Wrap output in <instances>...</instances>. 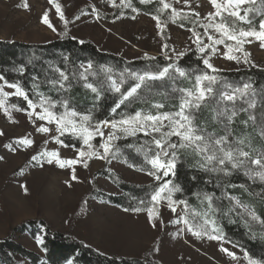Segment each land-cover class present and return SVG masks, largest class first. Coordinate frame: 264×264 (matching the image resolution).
Instances as JSON below:
<instances>
[{"label": "snow or ice", "instance_id": "obj_1", "mask_svg": "<svg viewBox=\"0 0 264 264\" xmlns=\"http://www.w3.org/2000/svg\"><path fill=\"white\" fill-rule=\"evenodd\" d=\"M154 2L155 12L148 14L155 21L161 39H167L165 32L169 23H178L179 27L190 33L189 48L177 51L174 47L170 49L165 42L161 46V53L168 63L149 66L140 72L116 70L104 65L97 69L92 61H88L81 63L79 69L71 73V78L65 71L55 68L53 71L58 75L43 82L57 93H61L68 92L73 82L82 81V87L93 94L94 102L99 101L105 92L116 94L117 98L111 108V119L95 120L92 110L80 112L71 107L66 97L54 99L46 95L40 91L41 82L38 77H32L30 88H26L18 80L9 81L3 74H0V111L11 122H15L11 116L13 110L24 112L36 132L49 136L58 147L52 150L44 148L32 155L31 160L40 168L47 164L60 169H71V181H78L77 166L88 169L93 160L111 164L113 160L120 159L117 141L130 137H145L143 142L135 146L136 152L142 155L145 166H128L151 177L155 186L147 199L140 200L136 207L125 208L124 211L145 213L148 226L156 229L158 225L164 224L162 208L166 207L176 214L177 208L180 207V214L171 221L173 225L183 226L178 231L187 232L198 241L218 242L219 251L233 264H241V261L244 264H264V258L250 255L242 245L228 240L224 231L223 221L226 220L229 224L242 226L250 239L264 242V218L257 213L255 207L227 191L219 197L215 193H195L199 204L193 206L187 199L177 198V193H182L183 189L170 179L175 176L178 163L187 158L195 171L215 175L218 179L239 174L252 184L264 188V147L257 149L249 137L232 139L228 129V125L233 123L238 115L237 101L246 102L248 108L256 107L253 99L257 94L256 89L251 82L240 86L230 83L220 75L221 69L212 63L214 56H220L237 64L257 67L251 61V53L245 46L257 43L264 49V0H208L212 11L204 16L195 10H178L173 7L171 0H139L142 5ZM176 2L179 3L180 0ZM47 3L55 9L56 16L64 26L63 36L68 35L69 24L80 20L81 16L91 15L97 21L101 19L95 6H92L90 12H82L81 16H76L70 21L58 0H47ZM109 4L113 8L130 9L137 15L140 11L133 6L132 0H120L119 5L116 0H109ZM184 5L190 6V0H184ZM22 7L25 11L31 10L28 0H24ZM49 12L50 9L42 13L40 22L57 33ZM257 17L260 19L257 20ZM120 18V15L116 16V19ZM135 18V15L132 16V19ZM245 25L247 27H244ZM219 46H223L222 49ZM190 50H194L203 65V68L195 73L186 71L179 63ZM144 58L156 59L147 54ZM64 59L67 61L68 57ZM16 71L20 76L25 73L24 67H19ZM181 79L189 81L190 87L174 86L176 81ZM169 81L173 86L166 98L176 100L177 104L174 111H161L165 104L152 102L154 89L158 88V82L164 84ZM5 88L12 91H5ZM155 94L164 95L159 91ZM13 97L22 100L24 106L15 102L10 104L9 101ZM137 101H142L147 105V109L126 111L129 105ZM210 104L215 106L214 119L225 124L223 135L210 132L197 122V113ZM239 111L247 109L240 108ZM249 119L255 120V117L249 115ZM53 132L55 135H52ZM3 135L5 134L0 132V136ZM260 136L264 138V126H261ZM63 137L72 138L78 144H68ZM44 143L47 145L49 139ZM14 144L15 149L12 145L6 147L10 151L28 150L34 146L35 141L25 135L16 138ZM69 147L75 150L76 156L71 159L62 158L60 149ZM71 186L69 182L68 187ZM218 186L250 191L245 184H234L227 179ZM21 187L27 195V186L22 184ZM261 195L264 198V193ZM223 200H227L228 204L224 205ZM45 231L42 228L41 234L35 237L40 246L44 245ZM225 244L238 248L242 256L224 247ZM67 264H73V261L68 260Z\"/></svg>", "mask_w": 264, "mask_h": 264}, {"label": "rangeland", "instance_id": "obj_2", "mask_svg": "<svg viewBox=\"0 0 264 264\" xmlns=\"http://www.w3.org/2000/svg\"><path fill=\"white\" fill-rule=\"evenodd\" d=\"M58 2L70 21L76 16H81L82 12H90L92 6H95L100 12L101 19L97 21L91 15L81 16L80 20L69 24L67 36L79 41H91L100 51L123 58L127 62L144 58L145 54L150 57L161 56V46L165 42L170 49L174 47L177 51H183L190 46L188 39L190 33L179 27L178 23L167 25L165 32L167 39L162 40L151 17L140 12L137 15L130 9L113 8L109 0H58ZM119 2L120 0H116L117 5ZM171 2L178 10L185 12L195 10L201 16L212 11L208 0H190V6L187 7L184 5V0H180L179 3L176 0ZM23 3L24 0H0L1 41L46 44L64 37L62 35L65 31L64 26L47 0H28L30 11L23 9ZM49 9V16L58 30L57 33L40 22L42 13ZM117 15L121 18L116 19ZM134 15L136 18L132 19ZM259 19L260 17H257V20ZM219 47L222 49L223 46ZM245 47L251 53L250 59L257 66L256 68L264 69V49L257 43ZM192 48L194 49V46ZM212 63L221 69V72L240 71L251 67L225 60L220 56H214ZM5 91L12 90L5 88ZM237 104L247 105L244 101H237ZM11 116L12 121L15 122L9 121L0 111V132L5 134L0 136V157H2L0 159V239L9 237L13 229L21 224L36 220L45 221L52 231L66 233L108 256L141 258L149 255L160 264H233L224 253L219 251L218 242L198 241L187 232L178 231L183 226L173 225L171 221L180 214V207L177 208L176 214L166 207L162 208L164 224L152 229L147 224L145 213L125 212L120 207L100 202L92 196L93 191L112 196L122 195L119 188L109 179L102 176L95 177L101 170L116 174L129 184L141 186L155 183L151 177L129 167V163L122 160V155L127 151L134 159L136 168L144 167L143 157L135 148L124 151L121 149L120 159L113 160L111 164L93 160L88 169L77 166L78 181H71V169H60L55 165L47 164L43 168L34 165L31 160L32 155L44 148L52 150L58 146L49 136L36 132L24 112L13 110ZM25 135L34 139L35 144L32 148L10 151L6 147L12 145L15 149L16 138ZM52 135L55 133L53 132ZM46 139H49L47 145L44 143ZM125 140L117 141L116 146L123 145ZM140 141L143 142V139ZM60 153L65 159L76 156L75 150L71 147L61 148ZM243 178L246 180L245 177ZM69 182L72 184L71 187H68ZM22 184L28 188L27 195L21 187ZM38 229L41 231L42 226L39 225ZM15 239L28 250L43 255L41 246L30 233L17 232ZM224 247L242 256L240 250L232 248L231 244H225ZM24 261L26 260L19 259L18 264ZM241 264L244 262L241 261Z\"/></svg>", "mask_w": 264, "mask_h": 264}, {"label": "trees", "instance_id": "obj_3", "mask_svg": "<svg viewBox=\"0 0 264 264\" xmlns=\"http://www.w3.org/2000/svg\"><path fill=\"white\" fill-rule=\"evenodd\" d=\"M134 7L138 8L140 13L151 17L148 13L155 12L156 3L142 5L139 0H132ZM167 15V13H165ZM244 27H247L246 25ZM185 29V28H184ZM68 57L67 61L64 59ZM155 60H146L141 58L132 62H127L123 58L113 54L102 52L91 41H81L73 39L70 36H64L55 41L46 44H26L22 42H8L0 40V74L5 75L9 81H19L21 84L30 88L32 77H38L41 82L40 91L46 95H50L54 99L66 97L70 101L71 107L80 112L92 110L95 120L111 119V108L114 106L116 94L105 92L99 101L94 102L93 94L82 87L83 82H73L68 92L57 93L50 85L43 83L46 79L55 78L58 74L53 71L55 68H60L69 74L74 70L79 69L81 63L92 61L93 64L99 66H111L116 70L128 69L131 71H143L149 66L164 65L168 63L164 56H157ZM180 66L190 73L198 72L203 68L202 63L197 58L194 50L180 60ZM24 67L25 73L20 76L16 69ZM220 75L227 79L230 83L240 86L246 82H251L256 89V107L252 110L248 105L237 104L238 115L233 123L228 125L231 132V138L249 137L254 146L259 149L264 147V138H261V126H264V69L249 67L240 71L220 72ZM102 78V77H101ZM90 80L92 78L90 77ZM173 86L169 81L164 84L158 82V88L154 89L152 102H162L165 108L161 111H174L176 100L166 98L167 93ZM176 87H190V82L186 80H177ZM157 91L164 95L155 94ZM17 103L24 106L22 100L11 98L9 103ZM95 103V107H94ZM214 105L210 104L197 113V122L208 131L217 135L224 134L225 124L214 119L216 113L213 110ZM240 108H246L247 111H239ZM141 109H147L142 101H137L129 105L126 109L128 112H133ZM155 111V109H153ZM249 115L254 116L255 120H250ZM118 118V117H117ZM247 121V123H244ZM68 144H78V142L69 137H63ZM146 139L143 136L137 138H129L123 142V145H118L121 150H129L141 143L140 140ZM128 145H132L129 147ZM122 160L129 164H136L129 153L122 155ZM102 176L114 183L122 192L120 196H112L101 192L93 191L92 196L100 202L117 206L122 209L132 208L137 205V201L147 198L151 193L154 184L151 185H134L124 182L116 174L101 170L96 173L95 177ZM195 176V179L193 177ZM182 189V193H177V198L187 199L193 206L199 204L195 193L209 192L215 193L217 197L227 191L235 197H239L243 202L251 204L255 207L257 213L264 218V188L259 185L252 184L245 180L241 175L236 174L230 178L218 179L215 175L206 174L195 171L191 167L190 159H183L182 163H178L176 174L170 177ZM230 180L234 184H245L250 189L245 192L240 188L225 189L222 186L224 180ZM222 203L227 205L228 202L223 200ZM224 231L227 234V239L237 242L248 250L250 255L256 258H264V242L252 240L249 238L246 230L237 224H229L226 220L223 221ZM42 226L44 233V245L41 246L43 255L34 251H30L16 242L15 236L17 232L22 234L30 233L32 238L41 234L38 227ZM46 249V250H45ZM23 259L30 264H67L68 260H72L73 264H160L151 256L147 255L141 258H124L116 256H108L101 254L95 249L85 245L76 238L61 232L52 231L45 221L31 220L14 228L11 235L5 239H0V264H18V260Z\"/></svg>", "mask_w": 264, "mask_h": 264}, {"label": "crops", "instance_id": "obj_4", "mask_svg": "<svg viewBox=\"0 0 264 264\" xmlns=\"http://www.w3.org/2000/svg\"><path fill=\"white\" fill-rule=\"evenodd\" d=\"M22 264H30L28 261H24L22 262Z\"/></svg>", "mask_w": 264, "mask_h": 264}]
</instances>
